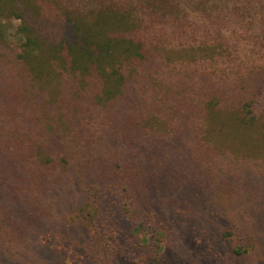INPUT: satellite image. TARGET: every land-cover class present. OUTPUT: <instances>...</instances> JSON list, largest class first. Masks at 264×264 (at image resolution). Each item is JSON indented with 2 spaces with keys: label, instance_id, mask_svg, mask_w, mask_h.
Here are the masks:
<instances>
[{
  "label": "trees",
  "instance_id": "1",
  "mask_svg": "<svg viewBox=\"0 0 264 264\" xmlns=\"http://www.w3.org/2000/svg\"><path fill=\"white\" fill-rule=\"evenodd\" d=\"M0 264H264V0H0Z\"/></svg>",
  "mask_w": 264,
  "mask_h": 264
}]
</instances>
